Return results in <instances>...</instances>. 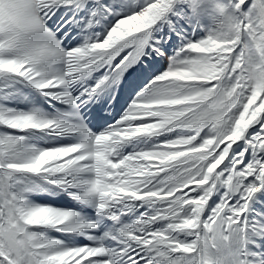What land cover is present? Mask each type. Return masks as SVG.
Here are the masks:
<instances>
[{
    "label": "snow or ice",
    "instance_id": "snow-or-ice-1",
    "mask_svg": "<svg viewBox=\"0 0 264 264\" xmlns=\"http://www.w3.org/2000/svg\"><path fill=\"white\" fill-rule=\"evenodd\" d=\"M0 264H264V0H0Z\"/></svg>",
    "mask_w": 264,
    "mask_h": 264
}]
</instances>
